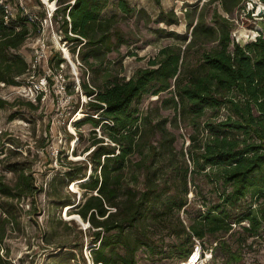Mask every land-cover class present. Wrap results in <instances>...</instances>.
<instances>
[{"label":"trees","instance_id":"16d2710c","mask_svg":"<svg viewBox=\"0 0 264 264\" xmlns=\"http://www.w3.org/2000/svg\"><path fill=\"white\" fill-rule=\"evenodd\" d=\"M50 1L58 5L54 17L61 19L62 40L76 45L80 62L92 74L93 85L84 79L81 86L93 113L77 128L90 123L104 136L95 137L86 151L88 177L85 162L70 161L74 168L64 175L71 183L87 178L80 185L85 200L73 208L79 209L85 229L86 222L96 229L92 263L181 264L198 241L201 260L211 254L206 264H247V242L264 234V36L244 45L236 42L231 16L245 10L249 0H209L199 11L198 6L186 9L187 32L159 29L174 43L128 80L105 65L108 54L127 44L125 33L114 27L118 16H102L110 0H43L52 9ZM217 1L228 16L216 8L208 19L207 7ZM6 7L0 4V89L1 84L20 86L31 76L19 51L30 25L37 26L22 8L9 15ZM118 7L126 15L135 12L127 0H118ZM180 20L174 11L162 10L157 23L171 27ZM48 62L58 69L66 61L56 53ZM163 93L170 96L163 98ZM146 94L158 96L160 108L171 110L173 117L154 120L151 112L142 117L138 105ZM178 129L189 140L181 162L175 148ZM130 166L136 168L130 180L135 188L127 180ZM10 171L15 181L10 184L0 175V199L10 205L35 197L32 174L17 166ZM205 188L214 200H196L199 208L187 224L181 212L192 206L188 196L203 198ZM3 213L0 264H10L2 251L11 212Z\"/></svg>","mask_w":264,"mask_h":264},{"label":"rangeland","instance_id":"374dc122","mask_svg":"<svg viewBox=\"0 0 264 264\" xmlns=\"http://www.w3.org/2000/svg\"><path fill=\"white\" fill-rule=\"evenodd\" d=\"M127 2L135 9L132 15L121 12L118 0H110L109 6L102 13L104 17L117 15L114 27L126 35L127 44L122 45L118 52L108 54L105 63L114 75L125 77V80L133 76L137 69L146 67L160 49L174 43L173 38L162 37L158 33L159 29L185 34L186 9L194 11L195 6H198L199 11L209 0H160V5L156 0ZM51 3L54 4L52 9L41 0H0V4L7 5L13 14L18 13L19 7H24L37 22L35 29L30 25L31 33L19 53L32 70L26 83H39L42 79H47L46 87L36 103L22 99L12 87L1 86L0 89V99L8 103L0 104V175L13 184L16 177L10 167L17 166L32 174L38 189L35 197L9 201L10 205L6 204V199H0L1 204L5 203L4 210L7 214L11 212V215L8 214L11 222L4 227L6 239L3 248L6 251L2 253L10 264H93L90 251L94 246L93 233L96 229L90 228L88 222V228L85 229L82 226L84 220L77 214L79 209L73 208L83 204L85 200L84 190L80 185L87 178L71 183L64 175L74 168L70 161L85 162L89 166V153L86 151L95 137L104 136L102 129L94 128L90 123L77 128V123L93 113L87 105L90 98L83 93L81 86L84 79L93 85L92 74L80 62L76 45L62 40L61 19L55 20L54 17L58 5L56 1ZM245 5V10L236 11L231 16L234 22L232 38L243 45L254 41L260 34L264 36V4L259 0H249ZM216 8L226 15L221 9L220 1H217L207 7L208 19ZM162 10L174 11L181 19L179 24L167 27L157 23ZM74 50H77L76 54L73 53ZM56 53H60L66 61L58 69L48 62ZM57 73L65 78L64 94L58 92L55 78ZM169 96L168 93H163L162 97ZM157 99L158 96L151 94L143 96L138 105L140 115L145 117L151 112L154 120L161 117L171 119L173 112L161 109ZM29 103H33L36 108L30 107ZM223 114L224 111L221 112ZM174 132L177 136V162H181L180 153H185L189 144L188 134L183 129ZM105 141H109L108 138ZM139 159L134 157V161ZM165 165L168 166L169 163L165 162ZM135 172L136 168L132 166L127 170L130 188H135L134 181H130ZM90 173L89 166L87 177ZM141 187L139 184L138 188ZM188 198L192 206L186 212H181V217L187 224L199 208L194 205L196 200L204 199L209 204L214 200L208 193V188L204 189L203 198L195 197L192 192ZM4 210L0 211V220L7 217ZM197 255L198 253L192 262ZM244 256L247 264H264V234L261 238L247 242ZM142 257L144 253L140 252L139 258ZM210 258L211 254L207 252L198 264H206ZM140 264L147 263L142 261ZM181 264H189V261Z\"/></svg>","mask_w":264,"mask_h":264},{"label":"built area","instance_id":"2783aa9c","mask_svg":"<svg viewBox=\"0 0 264 264\" xmlns=\"http://www.w3.org/2000/svg\"><path fill=\"white\" fill-rule=\"evenodd\" d=\"M6 8H7L6 13L11 15L8 7ZM22 9L25 11L26 14H29L27 13L26 9H24V7ZM5 19L8 22L9 17L7 16ZM31 20L34 21L35 19L32 17ZM55 78H56V83H57L56 85H57L58 92L60 94H64L66 92V86L64 84V81H65L64 76L60 73H57V75H55ZM46 83H47V79L44 78L39 83L28 82V83H24V84H21L20 86H15L12 88L15 89V91L18 93V95L22 99L24 98V99L30 100V102L36 103L39 100L40 95L43 93L44 91L43 88L46 87ZM1 86L6 87L5 84H1ZM196 253H198V255L194 260V264L199 263V261L201 260V247L198 241L195 247V251L193 252V254L188 260L190 263H192L191 260L193 259ZM90 256H91V253H90Z\"/></svg>","mask_w":264,"mask_h":264},{"label":"bare ground","instance_id":"6f19581e","mask_svg":"<svg viewBox=\"0 0 264 264\" xmlns=\"http://www.w3.org/2000/svg\"><path fill=\"white\" fill-rule=\"evenodd\" d=\"M191 262H192V260H191ZM189 264H194V262H192V263L189 262Z\"/></svg>","mask_w":264,"mask_h":264},{"label":"water","instance_id":"95a60500","mask_svg":"<svg viewBox=\"0 0 264 264\" xmlns=\"http://www.w3.org/2000/svg\"><path fill=\"white\" fill-rule=\"evenodd\" d=\"M43 2V0H41Z\"/></svg>","mask_w":264,"mask_h":264},{"label":"clouds","instance_id":"9594fccd","mask_svg":"<svg viewBox=\"0 0 264 264\" xmlns=\"http://www.w3.org/2000/svg\"><path fill=\"white\" fill-rule=\"evenodd\" d=\"M198 264V263H197Z\"/></svg>","mask_w":264,"mask_h":264}]
</instances>
